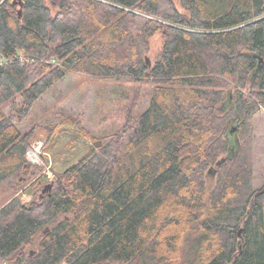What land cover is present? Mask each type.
Segmentation results:
<instances>
[{"label":"trees","instance_id":"trees-1","mask_svg":"<svg viewBox=\"0 0 264 264\" xmlns=\"http://www.w3.org/2000/svg\"><path fill=\"white\" fill-rule=\"evenodd\" d=\"M0 57V264H264V0H0ZM77 67L147 84L148 105L40 197L20 127Z\"/></svg>","mask_w":264,"mask_h":264},{"label":"rangeland","instance_id":"rangeland-1","mask_svg":"<svg viewBox=\"0 0 264 264\" xmlns=\"http://www.w3.org/2000/svg\"><path fill=\"white\" fill-rule=\"evenodd\" d=\"M150 41L147 55L155 58L160 48V36L155 34ZM145 85L147 84L127 79L95 78L87 75L79 67L70 70L62 80L38 99L25 123L20 127L23 130L29 125H37L32 146L41 141L42 151L46 143L47 146L51 145V150L44 155L40 153V163L30 161L41 167L36 177L45 176L48 180L45 183L52 181L55 179L54 171H61L82 157L89 147L99 148L100 146H94L95 141H101L102 146L107 141L105 136L121 130L129 116L137 115L147 107ZM9 109L5 108L6 111ZM68 119L78 120L82 127H78L75 122L66 121ZM252 125L253 184L258 188L264 183L263 108L255 114ZM48 129H52V132H48ZM227 138L229 140L227 156L231 158L238 147V140L233 133H228ZM212 182L210 175L207 183L212 185ZM11 193L10 189L0 183V205L9 199ZM18 194L23 201H28L32 195L30 191L22 190L16 193Z\"/></svg>","mask_w":264,"mask_h":264},{"label":"built area","instance_id":"built-area-1","mask_svg":"<svg viewBox=\"0 0 264 264\" xmlns=\"http://www.w3.org/2000/svg\"><path fill=\"white\" fill-rule=\"evenodd\" d=\"M0 62H2V59L0 57ZM41 144L42 142L40 141V143H36L34 144L31 149H29L27 151V159L31 162H41V158H40V153H42V155H44V152L41 151ZM40 149V151H39ZM49 166V164L47 165ZM5 264V263H3ZM60 264H68L66 261H62Z\"/></svg>","mask_w":264,"mask_h":264},{"label":"water","instance_id":"water-1","mask_svg":"<svg viewBox=\"0 0 264 264\" xmlns=\"http://www.w3.org/2000/svg\"><path fill=\"white\" fill-rule=\"evenodd\" d=\"M18 13L21 14V10H19ZM234 130H235V127L231 128L230 132H233ZM94 146L95 147L101 146V141H95ZM52 187H53V181H49L48 183H45L41 188L39 196L43 197V195L45 194H50Z\"/></svg>","mask_w":264,"mask_h":264}]
</instances>
